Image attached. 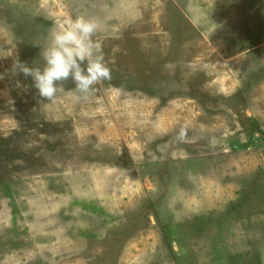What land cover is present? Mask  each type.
Masks as SVG:
<instances>
[{"label":"rangeland","instance_id":"1","mask_svg":"<svg viewBox=\"0 0 264 264\" xmlns=\"http://www.w3.org/2000/svg\"><path fill=\"white\" fill-rule=\"evenodd\" d=\"M78 16L112 79L42 100L12 65ZM255 127L264 0H0V264H264Z\"/></svg>","mask_w":264,"mask_h":264},{"label":"clouds","instance_id":"2","mask_svg":"<svg viewBox=\"0 0 264 264\" xmlns=\"http://www.w3.org/2000/svg\"><path fill=\"white\" fill-rule=\"evenodd\" d=\"M99 30L100 24L93 18L67 19L64 26L50 32L47 47L41 52L43 67L29 66L18 58L12 65V72L31 77L42 100L53 99L62 91V82L69 79L86 99L94 86L112 79V69L104 60L101 45L93 39ZM180 137L183 139V131Z\"/></svg>","mask_w":264,"mask_h":264},{"label":"trees","instance_id":"3","mask_svg":"<svg viewBox=\"0 0 264 264\" xmlns=\"http://www.w3.org/2000/svg\"><path fill=\"white\" fill-rule=\"evenodd\" d=\"M255 128H256V127H255ZM254 130H255V129H254ZM256 130H257L258 132H260V133L264 136V131H263V130H261V129H259V128H256ZM252 134L255 136V133H252ZM237 149H238L237 147H234L233 152H238V151H240V150H237ZM190 166H196V165H195L194 163L191 162V165H190ZM243 181H244V182L247 181L246 178H244ZM234 210H235V209H233V212H234ZM229 213H232V211H229ZM168 233L170 234L169 231H168ZM208 238H209V236H208ZM257 259H258V258H257ZM257 259H256V260H257ZM244 260H246V259H244L243 257H241L239 263H238L237 261H236V262L233 261V262H234V263H237V264H244V263L242 262V261H244ZM258 261H259V260H257V262L254 261V264H255V263H258ZM248 264H250V263H248Z\"/></svg>","mask_w":264,"mask_h":264}]
</instances>
